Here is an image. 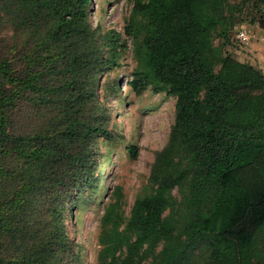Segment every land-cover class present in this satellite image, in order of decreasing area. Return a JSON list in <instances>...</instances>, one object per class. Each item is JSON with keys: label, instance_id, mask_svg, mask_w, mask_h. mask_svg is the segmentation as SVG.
Returning <instances> with one entry per match:
<instances>
[{"label": "trees", "instance_id": "1", "mask_svg": "<svg viewBox=\"0 0 264 264\" xmlns=\"http://www.w3.org/2000/svg\"><path fill=\"white\" fill-rule=\"evenodd\" d=\"M227 1L133 0L126 34L133 38L137 68L130 85L174 95L175 122L152 167L154 190L140 201L147 216L123 225L119 190L103 217L108 225L97 264L216 262L212 233L196 229L183 237L165 226L162 209L175 186L187 185L200 208L213 211L224 175L243 161H264V72L223 48L215 72L207 55ZM246 1L264 7V0ZM89 3L0 0L16 29L33 30L25 53L27 42H16L0 58V264H83V249L70 239L65 218L86 203L99 179V138L112 134L111 113L98 90L127 48L117 29L93 26ZM15 57L25 66L15 67ZM49 77L60 80L46 85ZM28 97L58 112L34 132H16L13 111ZM231 198L238 203L242 197L234 192ZM197 216L214 221L211 213ZM262 230L242 216L232 228L237 252L228 264H264Z\"/></svg>", "mask_w": 264, "mask_h": 264}, {"label": "rangeland", "instance_id": "2", "mask_svg": "<svg viewBox=\"0 0 264 264\" xmlns=\"http://www.w3.org/2000/svg\"><path fill=\"white\" fill-rule=\"evenodd\" d=\"M132 9L133 0H90L89 3V19L93 26L100 24L101 31L117 29L126 40L127 48L119 65L103 75L98 90L99 99L111 113L109 130L112 134V138H99L100 162L96 169L99 179L86 203L73 206L72 213L65 218L70 239L83 249V264H97L102 230L108 225L103 223V217L107 207L116 201L119 190L122 196L118 211L123 225L130 219L147 216L140 201L154 190L150 181L152 167L157 153L167 145L175 122L174 95L166 90H154L153 85L137 92L130 85L137 68L133 38L126 34ZM10 16L0 10V58L8 55L16 42H27L22 46L25 53L33 41L30 38L33 30L26 25L16 29ZM217 16L219 18V13ZM220 17L221 22L212 31L207 47L214 71L218 72L221 67L218 55L223 48L235 59L264 72V29L260 26L264 7L256 9L246 0H228ZM240 29L253 33L248 44L238 39ZM12 63L15 67H24L25 59L15 57ZM49 78L43 79V83L55 85L60 80ZM29 96L35 97L36 93L31 92ZM57 112L58 106H39L28 97L13 111L12 129L21 133L34 132L47 125ZM234 192L242 197L238 203L231 198ZM219 199L212 212L205 211L189 193L187 185L175 186L163 206L162 218L167 228L183 237L196 229L212 233L210 242L217 251L214 264H228L237 252L232 228L242 216L251 218L255 231L264 230V161H243L224 175ZM210 213L214 221H198L197 214L208 217ZM57 220V215L52 217V221ZM151 261L149 258L142 264H151Z\"/></svg>", "mask_w": 264, "mask_h": 264}, {"label": "built area", "instance_id": "3", "mask_svg": "<svg viewBox=\"0 0 264 264\" xmlns=\"http://www.w3.org/2000/svg\"><path fill=\"white\" fill-rule=\"evenodd\" d=\"M253 33L245 29H240L237 33V37L243 44H248L253 39Z\"/></svg>", "mask_w": 264, "mask_h": 264}]
</instances>
